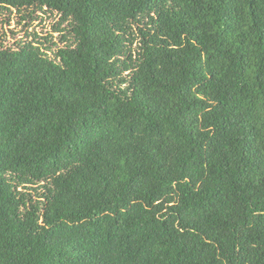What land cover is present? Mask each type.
Wrapping results in <instances>:
<instances>
[{
  "label": "trees",
  "instance_id": "16d2710c",
  "mask_svg": "<svg viewBox=\"0 0 264 264\" xmlns=\"http://www.w3.org/2000/svg\"><path fill=\"white\" fill-rule=\"evenodd\" d=\"M34 8L69 37L0 40V264H264V0Z\"/></svg>",
  "mask_w": 264,
  "mask_h": 264
},
{
  "label": "rangeland",
  "instance_id": "374dc122",
  "mask_svg": "<svg viewBox=\"0 0 264 264\" xmlns=\"http://www.w3.org/2000/svg\"><path fill=\"white\" fill-rule=\"evenodd\" d=\"M69 28L60 22V16L45 8L17 12L15 9L0 15V40L4 47L16 48L26 42L40 43L50 58L65 45ZM135 45L133 46V48ZM34 194L33 191H31Z\"/></svg>",
  "mask_w": 264,
  "mask_h": 264
}]
</instances>
